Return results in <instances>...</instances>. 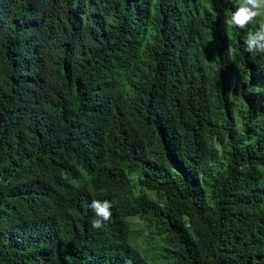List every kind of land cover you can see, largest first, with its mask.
I'll use <instances>...</instances> for the list:
<instances>
[{
  "label": "trees",
  "instance_id": "16d2710c",
  "mask_svg": "<svg viewBox=\"0 0 264 264\" xmlns=\"http://www.w3.org/2000/svg\"><path fill=\"white\" fill-rule=\"evenodd\" d=\"M235 8L0 0V264H264V53Z\"/></svg>",
  "mask_w": 264,
  "mask_h": 264
},
{
  "label": "clouds",
  "instance_id": "9594fccd",
  "mask_svg": "<svg viewBox=\"0 0 264 264\" xmlns=\"http://www.w3.org/2000/svg\"><path fill=\"white\" fill-rule=\"evenodd\" d=\"M234 2L236 8L230 12L224 21L225 24L229 27L245 29L253 21H257L258 26L255 31L249 32L244 41L245 50L264 53V0H234ZM89 207L97 217L91 221L92 228L101 229L104 227V222L111 220L113 207L111 201L93 199Z\"/></svg>",
  "mask_w": 264,
  "mask_h": 264
},
{
  "label": "rangeland",
  "instance_id": "374dc122",
  "mask_svg": "<svg viewBox=\"0 0 264 264\" xmlns=\"http://www.w3.org/2000/svg\"><path fill=\"white\" fill-rule=\"evenodd\" d=\"M259 19V18H258ZM264 89V82H263ZM216 146L218 147L217 143ZM146 194L150 197H155L153 192L150 190H144ZM129 236L137 245V247L144 252V254L155 262L161 261V253L158 248L159 240L154 233H152L145 222L138 216H133L130 218L129 224Z\"/></svg>",
  "mask_w": 264,
  "mask_h": 264
}]
</instances>
